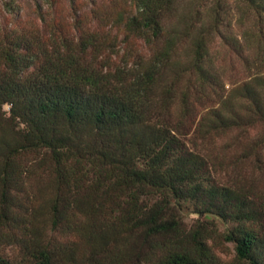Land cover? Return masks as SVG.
Returning <instances> with one entry per match:
<instances>
[{
    "label": "trees",
    "instance_id": "trees-1",
    "mask_svg": "<svg viewBox=\"0 0 264 264\" xmlns=\"http://www.w3.org/2000/svg\"><path fill=\"white\" fill-rule=\"evenodd\" d=\"M227 1L35 0L27 18L0 0V264L11 246L23 264H264V58ZM239 2L264 25V0ZM234 132L256 181L211 148Z\"/></svg>",
    "mask_w": 264,
    "mask_h": 264
},
{
    "label": "rangeland",
    "instance_id": "rangeland-1",
    "mask_svg": "<svg viewBox=\"0 0 264 264\" xmlns=\"http://www.w3.org/2000/svg\"><path fill=\"white\" fill-rule=\"evenodd\" d=\"M99 1L101 2L102 0ZM191 2H193L192 5ZM202 2L203 0H184L182 11L186 14L193 9H198V6H200ZM34 3L35 0H23L24 17L33 18L35 16L31 13L35 7ZM227 5L231 14V17L229 19V25L231 26V28H228V31L232 34V36L239 38L242 47L245 49V55L247 57L251 58L252 61L254 58L260 60L263 59L264 25H261L257 21L256 17L243 4H241L239 0H228ZM67 12L68 10L66 9L65 13ZM7 21H9V18L4 20L0 14V28ZM211 50L219 59L217 64L219 65V67L224 69L227 79L233 82H241L246 78L249 72L247 70V65L244 63V60L241 59L237 54L231 52L229 48L222 47L219 39L212 46ZM261 71H264V69H261ZM229 80L227 81L229 82ZM228 87L229 86L227 85V88ZM240 137L241 136H239L238 133L235 132L225 134L217 139L216 146H212L211 148L215 154H218L221 160L226 159V163L231 164V161L235 162V164L232 165L234 166V169L231 168V170L227 174V180L229 179L230 182L233 183H250V179L254 181L259 179L261 172L256 168L251 169V167L248 166L247 163H237V154L240 153L244 146L243 144L238 143V141L236 140ZM235 168H237L239 171H236ZM253 177H255L256 179ZM182 217L187 224H192L197 219V216L192 214V210L190 209H184L182 212ZM203 220L208 221L210 224H212L214 228L218 230V232H225L227 229V225H225L223 221H221L217 217L206 216L203 218ZM225 247V252L222 254V256L226 260H230V258L234 255L232 245L226 244ZM4 250L6 256L14 260L16 264L24 263L23 255L13 246L6 247Z\"/></svg>",
    "mask_w": 264,
    "mask_h": 264
}]
</instances>
